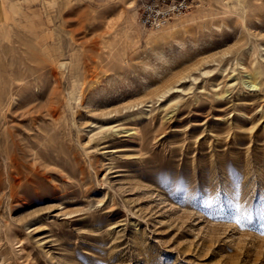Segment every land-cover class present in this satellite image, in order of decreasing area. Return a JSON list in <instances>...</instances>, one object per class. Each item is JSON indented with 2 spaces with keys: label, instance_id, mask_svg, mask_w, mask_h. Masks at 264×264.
<instances>
[{
  "label": "rangeland",
  "instance_id": "374dc122",
  "mask_svg": "<svg viewBox=\"0 0 264 264\" xmlns=\"http://www.w3.org/2000/svg\"><path fill=\"white\" fill-rule=\"evenodd\" d=\"M142 3L5 6L0 264H264V0Z\"/></svg>",
  "mask_w": 264,
  "mask_h": 264
},
{
  "label": "built area",
  "instance_id": "2783aa9c",
  "mask_svg": "<svg viewBox=\"0 0 264 264\" xmlns=\"http://www.w3.org/2000/svg\"><path fill=\"white\" fill-rule=\"evenodd\" d=\"M196 0H145L138 13L139 24L146 30L157 31L172 20L188 13Z\"/></svg>",
  "mask_w": 264,
  "mask_h": 264
},
{
  "label": "crops",
  "instance_id": "0c3cea01",
  "mask_svg": "<svg viewBox=\"0 0 264 264\" xmlns=\"http://www.w3.org/2000/svg\"><path fill=\"white\" fill-rule=\"evenodd\" d=\"M12 1L13 0H0V22H3V20L5 19V6L8 3H12ZM136 1L143 2L145 0H136Z\"/></svg>",
  "mask_w": 264,
  "mask_h": 264
},
{
  "label": "bare ground",
  "instance_id": "6f19581e",
  "mask_svg": "<svg viewBox=\"0 0 264 264\" xmlns=\"http://www.w3.org/2000/svg\"><path fill=\"white\" fill-rule=\"evenodd\" d=\"M167 25H168V24H167ZM167 25H166V26H167ZM166 26H165V27H166ZM165 27H163V28H165ZM163 28H161V29H163ZM252 86H253V85H252ZM172 91H173V89H172Z\"/></svg>",
  "mask_w": 264,
  "mask_h": 264
}]
</instances>
